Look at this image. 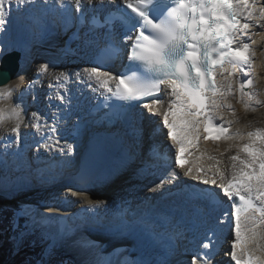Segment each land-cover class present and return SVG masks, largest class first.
<instances>
[{"label":"snow or ice","instance_id":"6c2138e0","mask_svg":"<svg viewBox=\"0 0 264 264\" xmlns=\"http://www.w3.org/2000/svg\"><path fill=\"white\" fill-rule=\"evenodd\" d=\"M96 2L103 6L106 0ZM93 3L94 0H75L81 23L86 15L84 4ZM120 3L124 11H120L118 17H106L105 23L120 20L124 29L122 39H108L91 66L75 72L61 71L54 81H49V106L55 107L56 112L50 116L51 124L48 123V116L33 113L31 126L41 134L44 146L49 150L58 148L64 153L66 149L67 153H72L71 144L60 145L63 138L60 122L71 114L73 101L69 84L84 85L93 92L99 91L105 101H113L111 105L106 103V107L132 108L151 97V101L143 103V107L152 115L161 111L164 86L169 99L162 112V125L167 129L171 146L176 149V168L185 169L186 156L193 155V150L199 151L202 139L246 141L230 157V177L218 168L209 176L210 169L206 170L200 164L183 171L185 177L198 182L184 183L183 195L187 201L203 205L200 222L206 227L208 239L203 242L202 248L214 249L218 233L225 225H230L233 233L231 261L234 264H264V128H256L246 134L239 129L232 132V124L239 121L226 120L223 115L225 110L233 117L236 115L228 102L229 97L235 95L233 78L239 82V102L245 110L253 108L252 101H255V105L264 104L258 98L259 92L246 91L254 87L250 72L254 55L251 45L255 44V40L251 39V35L258 34L250 35L249 29L256 19L264 20V7L257 8L258 0H170V3L164 0H120ZM25 6L29 7L25 9ZM31 6H38L43 13L49 10L71 13L68 0H0V33L7 30L6 24L13 11L37 10ZM92 22L98 23L96 16L92 17ZM13 50V45L0 47V62ZM125 53L129 64L124 70L113 74L111 66ZM54 67L49 63L40 65L36 80L28 84L22 95L33 92L35 84ZM218 75L222 77L221 80L217 79ZM6 79L4 77L0 82ZM11 96V89L0 88V101ZM54 98L60 104H54ZM23 110L21 103L8 109L0 107V123L15 121L10 132L14 134L17 144L22 139ZM79 131L80 125L77 124L73 135H79ZM58 133L59 136L56 135ZM7 140L10 145L13 137L9 136ZM48 141L52 143L48 144ZM9 145L3 149L5 154ZM155 156L164 162L172 159L168 153L156 152ZM208 159L216 158L208 156ZM219 163L217 160L216 164ZM164 166L170 167L166 163ZM179 178L180 174L172 169L159 178V183L152 190L162 187L166 181L174 183ZM200 185L218 186L227 201L214 188H202ZM77 194L72 193L73 196ZM83 199L88 205L86 211H93L102 203L87 196ZM226 202L228 207H225ZM127 227L125 222L122 229ZM256 251L262 255H255ZM202 258L203 264H209L213 258L212 251H205ZM196 261L197 256L194 255L192 264H196ZM101 264L110 262L101 259Z\"/></svg>","mask_w":264,"mask_h":264},{"label":"bare ground","instance_id":"6f19581e","mask_svg":"<svg viewBox=\"0 0 264 264\" xmlns=\"http://www.w3.org/2000/svg\"><path fill=\"white\" fill-rule=\"evenodd\" d=\"M118 4H120V0H111V2H108V0H106L105 4L103 6H100L96 2V0H94L93 5L84 4V7L92 10L94 13L99 12V11L107 12L113 9ZM96 5H97V8L95 9ZM259 7H264V0L263 1L258 0L257 8ZM255 22L256 23L259 22L256 25H260V27L253 25L252 27L253 31L250 32V35L252 33L259 32L256 35H251L253 37L252 40H255V44L251 45L252 53H254L253 62H252V65H254V68L250 72L251 78L254 80V87L247 91L259 92L258 98L260 100H263V95H264V46H262V43H263L262 38L264 37V34H262L261 31L264 30V26H263L264 20L256 19ZM56 35H57V30H55V38H56ZM53 42L55 41H52V43ZM3 44L5 45V43ZM56 44L57 45L53 43L52 45L48 46V51L44 52L47 55L46 57L47 60L44 62L42 61V59H39L37 56H35L36 60L34 61H29L28 57H25L24 60L22 59L19 60V67L13 79L7 84L0 86V88H9L12 90V96L7 100L0 101V107L6 108L5 103H9V104L21 103L22 108L24 109L22 111V114L24 116L26 114L25 117L27 118V115L29 114V112H31L28 106H33L34 108H38L37 110L40 111V115L42 117L44 116L49 117L48 119V123H49L51 119L50 118L51 114L56 112L55 107L49 106V100H48L49 87L47 85L49 81H54L55 77L61 71L75 72V71L82 69L85 66H88L85 63L86 62L85 55H81L83 53L82 51L74 50L73 46L69 47L66 44L65 45H60L59 43H56ZM4 45L0 43V47ZM6 45H13L14 50H18L19 52H23L24 50L20 48V45L18 42H16V39L15 41H10V43L8 42ZM25 47L28 48V45H26ZM34 47L36 48V51L37 49L41 51L40 46L36 45ZM58 49H64L68 51L69 56L68 57L65 56L64 60L54 58L59 55ZM25 60L28 61V63H30V64L27 63L28 67L30 66L35 67L36 65L40 64V62L42 64L49 63L50 65H54L55 67L50 68L49 70V73H52L51 76H48V78H46V74H45L41 77L40 81L35 84V88L33 92L28 93L27 95H22V93L26 90V87L28 86V84L36 80L38 76V73H34L36 70L35 68H26L23 66V62H25ZM1 63L2 62H0V67H1ZM25 75H26V79L24 77ZM21 77H23V79H21ZM241 79H245V77H241ZM20 81H23V83ZM43 87L46 90L45 95H41V88ZM68 87L72 89L71 95L73 96L74 103L78 101V103L75 106V111L77 112L79 110L86 111L85 110L86 106L91 105L94 102V100L98 96H100L99 91L93 92L91 89L85 87L84 85L69 84ZM238 88H239V82L235 78H233V91L235 95L233 97H229L228 102L232 104L233 108L235 109L236 115L233 117L232 115L229 114L227 110L223 112V115L225 116L226 120L239 121L238 123L234 122L232 124L230 131L235 132L237 129H239L242 133L246 134L247 132L254 131V130L253 129L248 130L246 128L247 126L245 125L244 121L245 119H247L248 116L245 115L244 113L247 112L248 110H245L243 104L239 102V92L237 91ZM34 96H35V99H34ZM32 97H33L32 102H34L35 104L31 103ZM21 99L22 100L25 99V101L22 102ZM53 103L60 104V101L54 98ZM74 103H72L71 107H74ZM252 105H253V108L250 111L257 110V108L261 106L262 104L255 105V101H252ZM162 112L163 111H160L161 119H162ZM145 114L148 115L147 112H145ZM240 115H243L242 118L239 117ZM31 118L27 119L30 123L33 122ZM9 121L8 123L5 124L6 126L11 124V123L9 124ZM65 124L66 122L64 123L63 126H61L62 129L64 128ZM31 125L32 123L28 124L26 129H23V128L21 129L22 139L18 144L15 142L14 134H12L11 132L7 131L8 133L6 135L0 133V135H2V137L0 136V141L2 142L1 143L2 147L0 148V151H3L6 145H9V142L7 140V137L9 136L13 137V140L10 143L11 146L20 147L22 144H24L25 140L32 141L33 140L32 138L35 135L37 136V133H36V130ZM135 126L136 128L132 135L131 134H126V135L117 134V137L115 138V140L107 139L106 149L108 150L109 164L106 168L103 169V171L101 172L99 176V179L97 178L99 182H97L94 185L90 184L87 187H82L80 189V195L79 194L78 195L81 197L82 201H85L83 197L87 196L88 199L90 200L101 201L102 203H100L99 206L104 205L108 208H110L111 206V210H116L117 207L115 206V204L117 202L121 203L124 201H128L130 198L131 199L143 198L146 195L150 194L151 192H155L152 190L154 186L151 185L153 188L150 186V183H152L151 180L155 181V185H156L157 183H159V178L164 175V172L160 168L157 169V173L152 172L153 167H150V165L154 164L155 158H153L152 156L153 152L151 150H148L149 146H148L147 139H148V136L150 135L149 133L145 132V131L149 132V130L148 128H146L145 131H143V129L140 126V123H135ZM161 132H164L165 135L163 136H166L165 139H168L166 128L164 127L161 128ZM56 135L59 136V133ZM153 135L154 133H151V136ZM201 135L203 136L204 134L201 132ZM152 138L154 139V137ZM209 142L210 143L204 142L200 144L199 151H195V154H194L195 156H198L200 151L204 153V156L197 157L198 162L201 165H203L205 168L210 169V171L214 170L215 168L221 165L223 168V173H225L227 176L230 177L231 163H232L230 160V157L232 155H235L237 151L239 150L238 146L242 145L246 141L237 139V140H232V141L221 140L218 142H212V141H209ZM51 143L52 142L50 141V144ZM10 145L8 146V149L10 148ZM170 145L171 143L169 142L168 146ZM44 148L46 147H42V148L35 147L31 149H32V153L33 152L38 153L39 151H43ZM8 153H10L7 158L8 162L6 164H2V166L8 171V173H3L6 177L3 178L2 185H8L7 183L8 179L13 182L9 184L11 188H7L8 190H5V191L4 189H0V193H6L7 194L6 196H13V198L16 197V199H22L25 201H27V198L30 197L31 200H29V202L31 204H34V207H37V208L39 205L38 202L42 201L44 205L40 206L41 210L38 208L40 210L38 212H40L41 214H36L34 218V222H33L34 225L37 227L40 226L39 223H44L45 225L48 224L47 222L48 220L46 221L44 219V216H47V217L58 216L62 211L67 212V210H62L56 204L58 203V199H56L58 197V194H63L61 190L59 189H57L56 192L52 196L51 194L46 195L44 193L43 194L37 193L36 197H34L35 193L33 192H30L29 195H26V194L18 193L19 191L15 189L16 188L18 189L24 186V184H26V181L29 179L35 180L34 178L37 176V174L42 175V176L43 175L49 176L47 180H44L42 182L40 181L41 186H47L48 182H50L49 185H51L53 183L51 182L53 179V176H51L48 173V170L49 169L54 170L55 175L58 176L59 174L58 167L63 168V169L69 168V164L67 162L69 161L70 158L66 159L67 161L66 162L64 161V163H58V166L56 165L46 166V164H41L43 166V169L37 172L38 170L37 168H35L34 170H27V169L23 170V168H26V167L28 168L30 163H28V161H25V159L20 161V159L16 157V153H14L13 150H10ZM29 153L31 154V151ZM64 153H66V150ZM79 153H80V148L73 155L74 156L73 164L78 163ZM129 154L131 155V158L128 156ZM243 155L244 154L241 153L242 157ZM205 156H214L216 159L207 160ZM217 160L220 161L219 164H216ZM69 163L72 164L71 161ZM212 165H215V167H211ZM20 166H21V169L19 171H16V167L20 168ZM44 171H46V173ZM17 175L22 179V181L15 180L17 178L16 177ZM15 182H17L18 184H15ZM131 183L132 184L136 183L137 185L144 186L146 189H144L143 191H139L138 189L139 186L133 187V185L131 186ZM62 186L63 185H59V187H62ZM134 188L135 190H133ZM158 189H160V191L162 190L164 191L163 187H160ZM118 190H121V191L119 192ZM47 205H50V206L55 205V207L50 210L49 208H47ZM25 209H26L25 207L22 208V210H25ZM54 211L58 214H53ZM47 212L49 215L47 214ZM81 214L82 213L78 212L77 216ZM101 215H99V217ZM163 216L165 215L162 213L160 209L153 210L150 212V215L148 217V222H147L149 224L150 230L146 232L145 229H141V232H144V234H141V235L143 236V239L145 238V241H148V243L143 242V239L141 241L140 235L134 234V238L132 237L124 238L121 241V242H126L127 244L116 242V243H113V245L111 246H104L100 238H102L105 241H109V240H108V236L106 235V231L102 229L97 233V236L93 238L97 242H94V240L92 241L93 243H98L99 248L101 250L100 251L101 254H104L107 256L110 254L115 255V257L109 261L110 264H115V262L117 263L119 259L126 260L127 255H130V256L133 255L132 254L133 250L137 246H139L138 245L139 243H141L140 245L144 247L146 254L150 250L151 247H155L159 251L158 258H160V260L152 264H165L163 261V259L165 258L164 256H162L164 252H162V249H161V245H162L161 237L162 235H164V233L169 232L172 235V238L177 248L192 249L193 244L190 241H188L187 238H185L186 236L185 232L179 226L166 225L165 228L161 227L157 221V218L163 217ZM73 220H76V218H73ZM129 226H134V225L133 223H130ZM55 230L56 229H54V232ZM54 232L51 235H49L50 239L54 240L55 237H57L56 233ZM147 235H151L153 237L148 238ZM62 236L63 235H59L56 238V241H60ZM249 247L251 248V245H249ZM115 249H122L123 251H120L122 254L116 256V251H114ZM58 251L61 256L62 254L64 255L63 249H59ZM90 252L92 254L91 255L92 259L96 258L97 256L101 258L100 255H98L99 252H97L96 250L90 251ZM88 255H90L89 252H88ZM144 257H141L140 259H136L137 263L147 264ZM223 258L225 257L223 256ZM166 259L170 260L169 264H192V254H190L189 257L180 258L177 262L171 258H166ZM95 264H100L99 260H96ZM122 264H124V262Z\"/></svg>","mask_w":264,"mask_h":264},{"label":"rangeland","instance_id":"374dc122","mask_svg":"<svg viewBox=\"0 0 264 264\" xmlns=\"http://www.w3.org/2000/svg\"><path fill=\"white\" fill-rule=\"evenodd\" d=\"M263 1V0H262ZM96 4V3H95ZM97 6V5H96ZM263 26H264V24H263ZM262 32V34H264L263 32H264V30L263 31H261ZM260 32V33H261ZM259 33V32H258ZM263 37V36H262ZM262 46H264V37L262 38ZM34 73H38V68H37V70L34 72ZM52 75V73H48V74H46V78H48V76H51ZM48 85V84H47ZM46 94V90H45V88L43 87V88H41V95H45ZM263 100H264V95H263ZM262 100V101H263ZM32 104H35L34 102L32 103ZM5 106H6V108L5 109H8V108H10V107H12L9 103H5ZM29 107V109L31 110V112H29V114L27 115V118L25 117L26 116V114H25V116L22 114V122H21V129L23 128V129H26L27 128V126H28V124H31V123H33L34 122V118H33V113H36V112H38V113H40V111L39 110H37L38 108H34L33 106H28ZM251 113H247V112H245L244 114L245 115H247L248 116V118L247 119H245V125L247 126V129L248 130H255L256 128H264V104H262L261 106H259L258 108H257V110H253V111H250ZM242 116L243 115H240L239 117L240 118H242ZM32 117V118H31ZM29 118H31L32 120H33V122H29L27 119H29ZM25 119V120H24ZM14 124H15V121H12L11 120V124L10 125H8V126H4V127H2V128H0V133L1 134H7L8 132H10L9 130L14 126ZM8 131V132H7ZM1 137H2V135H0ZM1 141H0V148L2 147V145H1ZM219 159H221V158H219ZM4 177H6L4 174H1L0 173V184L2 183V180H3V178ZM17 178L15 179L16 181L17 180H20V181H22V179L17 175L16 176ZM9 178V177H8ZM35 179V178H34ZM13 181H11V180H9L8 179V186L6 187V188H4V191L5 190H8L7 188H11V186L9 185L10 183H12ZM15 184H18L17 182H15ZM133 185V187H137V186H139V191H143V189H146L145 187H142V186H140V185H137L136 183H134V184H132L131 183V186ZM3 188V187H2ZM133 190H135V188L133 189ZM119 192L121 191V190H118ZM130 193V192H129ZM7 194L6 193H0V213H1V211L2 210H5V209H7V208H11V209H13L14 210V214H16V215H20V213L21 212H18V209H22V203H23V201H25V200H22V199H16V197H9V196H6ZM18 198V197H17ZM20 198V197H19ZM4 200H6V201H9V203H7V204H3L4 203ZM3 201V202H2ZM2 202V203H1ZM6 203V202H5ZM25 212H26V209L25 210H23V215L25 214ZM4 222V221H3ZM27 221H26V219H25V224H20L19 225V228H16V225H14L13 224V227H14V229H15V231H16V233H15V235L17 234V233H20L22 230H24L25 229V232H22L21 234H20V236L21 235H25L26 236V238H29L30 240H37V238L38 237H41V235H39V234H32V231H31V226H29V224H27L26 223ZM0 224H2L1 223V221H0ZM13 243H14V245H13V247H14V249L15 250H17L18 251V249L20 248V245L19 246H17V248H16V245H18L19 243V241H20V237L17 235L16 236V238L13 236ZM24 240V239H23ZM23 240L20 242V244H22V242H23ZM47 251H48V247L47 248H45V250L44 251H41V253H40V257L43 259V262L42 263H36V260H37V258H36V256H37V252L35 253V255H31L30 256V258H29V261L27 262V261H25L26 262V264H46V262H47V259H48V257L50 258L49 259V264H56L55 263V261L53 260V258H54V254L53 255H48L47 254ZM59 254V251H57V253H55V255H58ZM60 255V254H59ZM61 256V255H60ZM61 257H64V255L62 254V256ZM9 261H10V259H9ZM11 262V261H10ZM58 264V263H57ZM63 264V263H62Z\"/></svg>","mask_w":264,"mask_h":264},{"label":"trees","instance_id":"16d2710c","mask_svg":"<svg viewBox=\"0 0 264 264\" xmlns=\"http://www.w3.org/2000/svg\"><path fill=\"white\" fill-rule=\"evenodd\" d=\"M0 264H26L25 261H29L31 255H35L38 252L37 247L33 244V240L24 238L21 236L18 242L20 248L14 249L13 236L16 238L15 229L13 224L15 223V217L10 210H2L0 213ZM4 221V222H3ZM20 237V235H18ZM24 239V240H23ZM23 240L22 244L20 242ZM37 257V256H36ZM10 259V261H9ZM56 263V262H55Z\"/></svg>","mask_w":264,"mask_h":264},{"label":"water","instance_id":"95a60500","mask_svg":"<svg viewBox=\"0 0 264 264\" xmlns=\"http://www.w3.org/2000/svg\"><path fill=\"white\" fill-rule=\"evenodd\" d=\"M19 59L20 56L17 52H12L4 58L0 67V79L4 77L7 79L0 82V86L7 84L13 79L19 67Z\"/></svg>","mask_w":264,"mask_h":264},{"label":"clouds","instance_id":"9594fccd","mask_svg":"<svg viewBox=\"0 0 264 264\" xmlns=\"http://www.w3.org/2000/svg\"><path fill=\"white\" fill-rule=\"evenodd\" d=\"M6 123H8V121H5L3 123H0V128L4 127Z\"/></svg>","mask_w":264,"mask_h":264}]
</instances>
